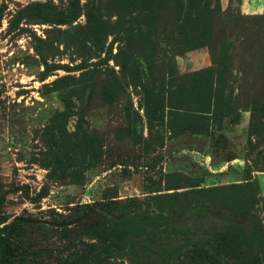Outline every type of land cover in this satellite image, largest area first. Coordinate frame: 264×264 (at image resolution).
I'll use <instances>...</instances> for the list:
<instances>
[{"label":"rangeland","instance_id":"rangeland-1","mask_svg":"<svg viewBox=\"0 0 264 264\" xmlns=\"http://www.w3.org/2000/svg\"><path fill=\"white\" fill-rule=\"evenodd\" d=\"M37 1H50L58 10L68 9L71 2L0 0V197H5L2 212L9 223L29 225L22 234L24 263L63 264L73 252L71 243L86 239L70 218L80 207L101 202L116 201L129 212L123 223L133 235L138 264H191L195 247H207L208 239L252 215L264 228L261 204L253 214L250 210L251 216L246 213L257 193L253 175L264 170V117L258 111L264 110V10H255L264 7V0H207L210 8H218L217 18L207 20L205 14L202 20L192 12L193 20L186 21L177 13L184 0H157L152 10L132 9L126 0H81L83 13L73 22L24 20L20 31L16 26L9 30L14 14ZM86 9L100 19V42L89 31ZM203 31L208 35L205 46L190 48L188 40ZM211 54L221 57L219 64ZM125 58L166 99L177 93L167 100L171 108L153 130L142 109V89L132 86L120 69ZM50 66L57 70L47 71ZM218 91L221 97L210 105L208 94ZM66 101L68 134L97 136L102 148L100 162L80 184L59 181L50 169L33 163L44 159L50 144L42 130L65 110ZM174 106L184 108L186 119L199 115L210 125L213 135H203L205 146L196 135L171 132L174 119L184 125L189 121ZM196 106L205 112L195 114L191 109ZM129 129L143 143L129 136ZM249 132H256L250 147ZM220 134L223 138L212 146ZM144 141L157 152L145 150ZM239 150L242 167H226ZM197 151H207L220 169L210 170V159ZM188 178L208 193H193L184 181ZM218 183L237 184L235 193L212 191L227 187ZM22 185L32 198L42 187L49 194L33 204L16 191ZM176 192L180 196L173 201L169 196ZM195 203L206 204L208 211L192 212ZM52 213L62 217L53 219ZM62 228L70 230L63 233ZM109 263L130 264L124 256Z\"/></svg>","mask_w":264,"mask_h":264},{"label":"trees","instance_id":"trees-1","mask_svg":"<svg viewBox=\"0 0 264 264\" xmlns=\"http://www.w3.org/2000/svg\"><path fill=\"white\" fill-rule=\"evenodd\" d=\"M81 0H71L70 6L66 10H58L52 2H31L21 9H19L9 22V30L14 26L19 29V25L22 21L39 22L41 24L48 25H64L75 21L82 13L83 9L80 6ZM157 0H126V3L132 8L146 7L149 10L153 9V5ZM135 2H137L135 4ZM207 0H184V3H180L177 9V13L181 15L183 20L191 19V13L195 16L202 17L206 14L207 20H214L217 18L219 10L217 7L210 8ZM86 17L87 26L90 33L97 42L101 41L102 27L100 19L95 15L93 10L86 9L84 11ZM183 34L186 36L185 32ZM206 32H201L196 39H189L187 44L190 48H199L205 46L203 43L207 39ZM211 60L213 63L219 64L221 57L217 58L211 54ZM122 72L127 74L131 80V85L139 87L143 92V104L142 109L146 118V123L149 130H153L157 124L163 122L165 112L167 108L171 106L167 105V100L175 99V94H171L169 99L161 91L157 90L154 86H148L143 81V74L138 68H131L129 60L125 58L120 64ZM57 68L54 66L47 67V71L53 72ZM172 78L176 76L171 72ZM221 97V91H218L216 95L208 94L210 105L215 103L218 98ZM65 106V110L59 111L50 118L47 125L42 130V137L47 139L50 144L49 148L44 152V159L41 161H34L33 163H39L44 168L50 169L54 176L62 182L71 181L76 184H80L84 180L85 172L96 165L101 160V145L99 139L95 136V140L89 138L88 134L83 133V136L68 134L66 126L68 123V111L70 110L68 101ZM198 105V102H195ZM174 109H178L181 113L178 116L189 120L186 125L183 124V120L176 118V122L171 124L172 133L174 135H181L190 133L191 135H206L212 136L211 127L205 123L203 118L199 115L192 116L194 120L186 119V115L183 113L184 108L180 106H174ZM195 114L204 113L199 106L191 109ZM264 117V110L260 108L258 110ZM217 130L220 131V124H217ZM252 133L249 132L247 144L250 147L252 145ZM129 136L137 138L139 144L143 143L142 140L137 137V131L135 129H129L127 132ZM221 134L217 136L212 146H216V143ZM225 140V138H224ZM96 141V142H94ZM161 141V139H156ZM227 142V141H226ZM160 143L159 147H162ZM145 150L149 153H156L157 148L152 147L149 142L144 141ZM248 156V155H247ZM148 167V166H147ZM149 169V168H148ZM256 172H264V170H258ZM249 177L246 180H251ZM184 181L188 182L189 188H193V193H208L209 190L199 188L197 183L193 179L188 178ZM202 182V181H200ZM257 183V182H256ZM153 183L149 181L148 185ZM237 184L224 185L227 187L219 186L215 190L221 194H233L234 188ZM252 183H248L247 187ZM18 188V189H17ZM16 188V191H20L22 196L30 203H38L49 194V190L42 187L37 195L32 198L29 195V189L26 185H22ZM181 187H174L173 190H178ZM211 191V190H210ZM259 187L257 184V193H254L252 197V203L249 207L250 216L255 210V206L262 205L264 210V198L258 197ZM236 193H238L236 191ZM180 196L177 192L169 197L176 201ZM254 200V201H253ZM5 201V197H0V264H25V252L22 247V234L23 227L29 226L26 224H20L19 222L9 223V218L2 212V204ZM132 207L133 200H129ZM209 206L203 203H195L191 211L202 213L207 212ZM252 214H251V212ZM116 214V215H115ZM129 212L125 206H120L116 201H110V203L101 202L94 206L84 205L75 211L74 216L70 218V221L83 218L82 221L74 225L81 235L85 236V240H80L71 243L72 253L68 256L67 260L63 264H110L112 258L117 256L127 257L130 264H138L139 253L134 250L133 235L128 229L123 220L126 219ZM52 218L55 216L62 217L57 213H52ZM253 216V215H252ZM251 216V217H252ZM246 218L242 222H239L236 226L227 227L221 232L217 233L214 239H208L205 242L207 247H195L192 250L191 264H228L231 261L233 264H264V228L261 227L260 222ZM259 219V218H258ZM250 222L246 225V222ZM38 227H44L37 225ZM63 233L70 230L69 228L60 229ZM66 234V233H65ZM252 235V239L250 236ZM66 236V235H64ZM216 245L213 253L209 250ZM257 246V251H253L252 246ZM150 254V252H149ZM221 254V255H217ZM141 256V255H140ZM162 258V257H161Z\"/></svg>","mask_w":264,"mask_h":264},{"label":"crops","instance_id":"crops-1","mask_svg":"<svg viewBox=\"0 0 264 264\" xmlns=\"http://www.w3.org/2000/svg\"><path fill=\"white\" fill-rule=\"evenodd\" d=\"M255 8H258V9H255V10H260V11L264 10L263 6L255 7ZM196 136L199 137L198 138L199 141L204 142L203 144L205 146L206 141H204V140H206V139H202V138H206V137H203V135H200V136L196 135ZM197 152H199L198 154H201L200 151H197ZM201 155H203L204 158L207 157V158L210 159V165H211L210 170L211 169L212 170L213 169L214 170L220 169L219 167L218 168H214V166H215L214 164L215 163H213L211 161L210 154H208L207 151H204L203 154H201ZM242 156H243V152H242V150H239L238 156L236 158H233L231 161L224 163L225 166L229 167V168L232 167V169L242 167V164H243V161H244V156L243 157ZM221 169H222V167H221ZM253 178L257 181V184H258V187H259V192H260V198H264V172H255V174L253 175ZM228 183L229 182H226V184H228ZM218 185H224V184L218 183Z\"/></svg>","mask_w":264,"mask_h":264},{"label":"water","instance_id":"water-1","mask_svg":"<svg viewBox=\"0 0 264 264\" xmlns=\"http://www.w3.org/2000/svg\"><path fill=\"white\" fill-rule=\"evenodd\" d=\"M85 216H86V215H85ZM85 216H84V217H85ZM84 217H83V218H84ZM83 218L77 219V220H75V221H73V222L77 224L78 222L82 221Z\"/></svg>","mask_w":264,"mask_h":264}]
</instances>
